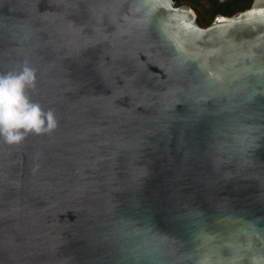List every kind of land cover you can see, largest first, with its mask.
Segmentation results:
<instances>
[{"label": "water", "instance_id": "water-1", "mask_svg": "<svg viewBox=\"0 0 264 264\" xmlns=\"http://www.w3.org/2000/svg\"><path fill=\"white\" fill-rule=\"evenodd\" d=\"M264 0H0V70L58 126L0 141V264H195L264 224Z\"/></svg>", "mask_w": 264, "mask_h": 264}, {"label": "clouds", "instance_id": "clouds-1", "mask_svg": "<svg viewBox=\"0 0 264 264\" xmlns=\"http://www.w3.org/2000/svg\"><path fill=\"white\" fill-rule=\"evenodd\" d=\"M264 9H252L264 15ZM38 68L25 58L0 70V141L19 144L32 132L44 133L58 126L55 108H45L32 98ZM223 241L217 232L202 233L195 264H264V224L259 218L231 217Z\"/></svg>", "mask_w": 264, "mask_h": 264}, {"label": "trees", "instance_id": "trees-1", "mask_svg": "<svg viewBox=\"0 0 264 264\" xmlns=\"http://www.w3.org/2000/svg\"><path fill=\"white\" fill-rule=\"evenodd\" d=\"M178 4L190 2L198 13L201 24H209L218 13L232 15L251 6L253 0H176Z\"/></svg>", "mask_w": 264, "mask_h": 264}, {"label": "rangeland", "instance_id": "rangeland-1", "mask_svg": "<svg viewBox=\"0 0 264 264\" xmlns=\"http://www.w3.org/2000/svg\"><path fill=\"white\" fill-rule=\"evenodd\" d=\"M183 3H189V4H191L190 2H183ZM192 5V4H191ZM193 6V5H192ZM194 7V6H193ZM195 8V7H194ZM197 12V11H196ZM198 14V13H197ZM200 22V21H199ZM201 23V22H200ZM203 26H206V25H204V24H202ZM208 25V24H207Z\"/></svg>", "mask_w": 264, "mask_h": 264}, {"label": "snow or ice", "instance_id": "snow-or-ice-1", "mask_svg": "<svg viewBox=\"0 0 264 264\" xmlns=\"http://www.w3.org/2000/svg\"><path fill=\"white\" fill-rule=\"evenodd\" d=\"M262 11H264V10H262Z\"/></svg>", "mask_w": 264, "mask_h": 264}]
</instances>
